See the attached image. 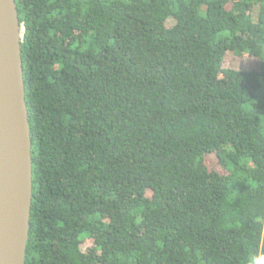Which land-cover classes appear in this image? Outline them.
Wrapping results in <instances>:
<instances>
[{
  "label": "trees",
  "instance_id": "obj_1",
  "mask_svg": "<svg viewBox=\"0 0 264 264\" xmlns=\"http://www.w3.org/2000/svg\"><path fill=\"white\" fill-rule=\"evenodd\" d=\"M16 4L25 264L264 261V0Z\"/></svg>",
  "mask_w": 264,
  "mask_h": 264
},
{
  "label": "water",
  "instance_id": "obj_2",
  "mask_svg": "<svg viewBox=\"0 0 264 264\" xmlns=\"http://www.w3.org/2000/svg\"><path fill=\"white\" fill-rule=\"evenodd\" d=\"M16 0H0V264H25L32 205V141Z\"/></svg>",
  "mask_w": 264,
  "mask_h": 264
},
{
  "label": "rangeland",
  "instance_id": "obj_3",
  "mask_svg": "<svg viewBox=\"0 0 264 264\" xmlns=\"http://www.w3.org/2000/svg\"><path fill=\"white\" fill-rule=\"evenodd\" d=\"M172 23V20H169V24H171ZM230 58V60H228V62H229V64L230 65H240V64H243V65H250V64H252V65H254V66H256V67H259V62H258V58L257 57H254V56H251V57H249V58H246L245 60L244 59H241V57H235V56H231V57H229ZM90 246V243L89 242H87L86 244H85V248L87 249L88 247Z\"/></svg>",
  "mask_w": 264,
  "mask_h": 264
},
{
  "label": "clouds",
  "instance_id": "obj_4",
  "mask_svg": "<svg viewBox=\"0 0 264 264\" xmlns=\"http://www.w3.org/2000/svg\"><path fill=\"white\" fill-rule=\"evenodd\" d=\"M259 264H264V261L259 262Z\"/></svg>",
  "mask_w": 264,
  "mask_h": 264
}]
</instances>
